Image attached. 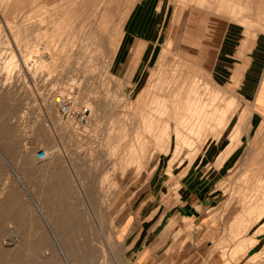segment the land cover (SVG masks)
Here are the masks:
<instances>
[{
    "label": "rangeland",
    "instance_id": "1",
    "mask_svg": "<svg viewBox=\"0 0 264 264\" xmlns=\"http://www.w3.org/2000/svg\"><path fill=\"white\" fill-rule=\"evenodd\" d=\"M154 4L162 13L151 19L156 38L145 17ZM232 20L264 30V0H0V264H116L118 223L166 195L175 193V203L181 182L195 172L211 199L169 220L176 226L162 234L169 263L264 264V225L249 250L262 245L257 262L236 249L259 225L243 231L239 220L252 218L245 195L264 178V122L250 126L251 107L212 70L219 30ZM125 44V53L140 46L123 66ZM189 88L211 108L224 106L225 118L194 121L192 110L181 116L172 95L184 99ZM60 101L90 112L80 121L65 115ZM165 101L169 114L159 112ZM149 108L150 130L142 123ZM198 126L207 131L195 135ZM191 139L193 146L174 156L175 142ZM130 141L137 162L124 153ZM160 141L171 142L168 151ZM42 147L50 156L38 161Z\"/></svg>",
    "mask_w": 264,
    "mask_h": 264
},
{
    "label": "crops",
    "instance_id": "2",
    "mask_svg": "<svg viewBox=\"0 0 264 264\" xmlns=\"http://www.w3.org/2000/svg\"><path fill=\"white\" fill-rule=\"evenodd\" d=\"M148 1L153 4L154 0ZM154 6L155 4L150 7L148 14L145 13L147 14L145 17L150 19V24L146 27L153 37L157 35L158 24L151 19H157L162 15L161 7ZM153 8L156 9L155 12ZM139 46L133 44L129 52L125 53L127 45H123L120 48L118 64L126 65L132 55V47L136 54ZM143 52L144 50L138 58L137 67L143 61ZM153 52L152 48L150 56ZM212 70L217 79L226 83L229 89L243 100V103L251 107L249 125H261L264 122V30H255L238 21H229L224 29L219 30ZM141 77L143 76L139 74L138 81ZM244 138V134H240L241 142L231 151V155L236 154L237 147L243 143ZM212 155V153L204 154L202 159L207 162ZM230 156L224 160L225 165L230 163ZM36 159L45 160L39 158L37 154ZM201 177L198 172H195L190 178L187 177L184 182H181L175 203L172 202L176 196L175 193L166 195L160 201L148 202L134 208L118 223L116 236L120 247V257L116 258V264H170L162 234L166 226H169V220L172 217L178 216L177 214L192 215L199 210L198 206L209 204L211 191L206 192L207 182L201 180ZM28 192L34 193L31 190ZM36 204L38 205L37 202ZM38 207L40 211H43V208L39 205Z\"/></svg>",
    "mask_w": 264,
    "mask_h": 264
},
{
    "label": "bare ground",
    "instance_id": "3",
    "mask_svg": "<svg viewBox=\"0 0 264 264\" xmlns=\"http://www.w3.org/2000/svg\"><path fill=\"white\" fill-rule=\"evenodd\" d=\"M188 9V8H187ZM184 12H186V11H184ZM187 13V12H186ZM186 15V14H185ZM184 15V16H185ZM59 18V17H58ZM27 61V60H26ZM158 79V78H157ZM149 84V83H148ZM151 87V86H150ZM180 87H181V85H180ZM174 89V88H173ZM191 88H189V91L187 92V90H186V99H185V101H184V99H183V97H182V99L181 98H179V96H177V97H174L175 95H172V103H174V105H180L181 106V110H180V113L182 114L181 116H184L188 111H191L192 110V112H194V113H196L195 115H196V118L195 117H193V120L195 121V120H199V119H201V121H205V120H207V119H209V118H217V119H219V121H222L224 118H225V116H226V114H227V109H225L224 108V106L223 107H221V105H220V107L219 106H216V107H210V105H212L211 103H209V101L208 100H205L204 102H202L199 98L197 99L196 97H192V93H191ZM154 92V91H153ZM178 92V91H177ZM181 92H183V91H181ZM185 92V91H184ZM161 95V94H160ZM182 95H183V93H182ZM171 95H168V97H170ZM166 97H167V95H166ZM212 97V96H211ZM164 98V97H163ZM157 100V99H156ZM182 101H184V103H182ZM91 103V102H90ZM169 101H165V105H164V107H162L161 109H159V112H162V113H170V109H169ZM213 103V102H212ZM92 104V103H91ZM163 104V103H162ZM93 105V104H92ZM91 105V106H92ZM147 105H150V102H148L147 103ZM227 107V106H226ZM183 108V109H182ZM145 110H147V109H145ZM145 110H144V112H145ZM143 112V111H142ZM147 112V111H146ZM157 112H158V110H157ZM177 112H179V109H177ZM143 114V113H142ZM161 114V113H160ZM193 114V113H192ZM194 116V115H193ZM192 117V116H191ZM157 120H159V118H157ZM200 121V122H201ZM140 122V121H139ZM152 122H153V116H152V113H151V110H150V108H149V110H148V112L146 113V114H143L142 115V123L144 124V126L145 127H147L149 130L150 129H152L151 127H152ZM161 122V121H160ZM193 122V121H192ZM206 122V121H205ZM164 123V122H163ZM184 123V122H183ZM190 123V122H189ZM154 125V124H153ZM183 125V124H182ZM187 125V124H186ZM185 126V125H184ZM170 127V125L169 124H167V125H163V126H161V129L163 128V129H168ZM173 127V126H172ZM196 127V125H191L190 126V129H194ZM210 127H215V126H210ZM125 130V129H124ZM213 131V129H210V131ZM215 130V129H214ZM156 131V130H155ZM204 131H207V128L206 129H204V127H201V126H198V128H197V130H196V132H195V135H196V133H197V135L199 134H201L202 132H204ZM140 132V131H139ZM209 132V131H208ZM142 133V132H141ZM166 134L168 133V132H165ZM214 133V132H213ZM164 134V133H163ZM161 135V138L164 136V135ZM207 134V133H206ZM215 134V133H214ZM210 135V134H209ZM157 136V135H156ZM160 136V135H159ZM167 136H169L170 137V135H168L167 134ZM206 136V135H205ZM236 136V135H235ZM177 137H180V138H184V139H188V138H191L192 136L190 135V134H185V133H182V132H177ZM202 137V136H201ZM145 138V137H144ZM156 138V137H155ZM199 138V137H198ZM159 140H160V138H159ZM145 141V140H144ZM193 141V139H191V140H183V141H177V142H175V148H174V156H176V155H178V154H181L180 152H182V149H183V147L185 146V144H190V143H193L192 142ZM196 141H198V140H196ZM202 141V140H201ZM204 141H206V140H204ZM131 142V141H130ZM126 143V142H125ZM143 143H145V142H143ZM159 144V149L161 148L162 150H167L168 151V149H169V146L171 145V142L170 141H160V142H158ZM194 143H195V141H194ZM127 144V143H126ZM157 144V143H156ZM141 145V144H140ZM190 145H192V144H190ZM143 147H144V145H142ZM193 146V145H192ZM262 146H264L263 144H262ZM140 147V146H139ZM227 147V146H226ZM137 148V147H136ZM136 148H135V143L133 144L132 142L131 143H129L127 146H126V148H125V152L124 153H126V151L130 154L129 156L130 157H137V150H136ZM156 148V147H155ZM190 148V147H189ZM199 148V147H198ZM264 148V147H263ZM110 149V148H109ZM157 150V149H156ZM161 150V151H162ZM263 151V150H262ZM142 152V151H141ZM153 152V151H152ZM189 152V151H188ZM194 152H196L195 150H194ZM193 152V153H194ZM264 152V151H263ZM123 153V152H122ZM122 153H121V155H122ZM150 153H151V151H150ZM193 153H191V154H193ZM143 154V153H142ZM189 154V153H188ZM139 155V154H138ZM194 155V154H193ZM197 155V154H196ZM125 156V155H124ZM128 156V154H126V157ZM180 156V155H179ZM189 156H190V154H189ZM134 157V159H135V161H136V158ZM129 158V157H128ZM138 158V157H137ZM142 158V157H141ZM122 159V158H121ZM124 159V158H123ZM126 159V158H125ZM132 159V158H131ZM185 159V158H184ZM139 160V159H138ZM126 161H127V159H126ZM125 161V162H126ZM131 161V160H130ZM133 161V160H132ZM141 161V160H140ZM191 161H192V159H191ZM244 161V160H243ZM116 162V161H115ZM124 162V161H123ZM137 162V161H136ZM122 163V162H121ZM135 163V162H134ZM142 163V162H141ZM140 162H139V164H141ZM223 163V162H222ZM124 163H122L121 165H123ZM128 164V163H127ZM116 165V164H115ZM114 165V166H115ZM124 166V165H123ZM140 166H143V164L142 165H140ZM145 166V165H144ZM219 166V165H218ZM127 167L128 166H126V169H127ZM187 167V166H186ZM263 167V166H262ZM119 168H121V167H119ZM138 168H139V166H138ZM140 168H142V167H140ZM253 168V167H252ZM257 168H259V167H257ZM125 168H123L122 170H126ZM153 169V168H152ZM243 169V168H242ZM250 169H251V167H250ZM261 169V168H260ZM140 170V169H139ZM152 171H155V170H152ZM250 171V170H249ZM231 173V172H230ZM249 173V172H248ZM153 174V173H152ZM170 174H171V172H170ZM236 174V173H235ZM245 174H247V173H245ZM244 174V175H245ZM173 175V174H172ZM250 175V174H249ZM264 175V174H263ZM248 176V175H247ZM257 176H258V174H257ZM236 177V176H235ZM254 177V176H253ZM252 177V178H253ZM263 177V176H262ZM262 177H260L259 176V178H257L255 181H256V185L254 186V188H253V191L251 192V194H249V195H245L246 197H245V199H244V209L246 210V211H248V213L250 214L249 216H252V218L251 217H249V218H251L250 220H248V221H244V217H243V215L242 214H244V212H242V214H240V216L242 215V219H238V215H237V219L239 220V225L241 224L242 225V229H240V230H243V231H246V230H249L250 228H252L256 223H259V225L254 229V231H253V233L252 234H250L249 236H246V237H244L242 240H240L238 243H237V245H236V249H245L248 253H249V250L252 248V247H254L260 240H261V238H256L258 235H260L261 234V232L263 231V225H264V178H262ZM245 177H243V179H244ZM251 178V177H250ZM255 178H256V176H255ZM180 179V178H179ZM179 179H177V180H179ZM242 179V178H241ZM176 180V181H177ZM247 182L250 180L248 177H246V179H245ZM254 180V179H253ZM253 180H252V183H253ZM228 181V180H227ZM175 182V181H174ZM236 182V181H235ZM242 182V181H241ZM221 183V182H220ZM227 183V182H226ZM246 183V182H245ZM255 183V182H254ZM232 184V183H231ZM237 184V183H236ZM242 184V183H241ZM240 184V185H241ZM244 184V183H243ZM247 184V183H246ZM234 186H236V185H234ZM238 186V185H237ZM247 186V185H246ZM239 188H241V187H239ZM246 188V187H245ZM245 188H243V189H245ZM227 190V189H226ZM235 190V189H234ZM233 190V191H234ZM240 191H241V189H239ZM249 190V189H248ZM247 190V191H248ZM236 191V190H235ZM245 191V190H244ZM237 192H239V191H237ZM243 192V191H242ZM234 193V192H233ZM230 194V193H229ZM232 194V193H231ZM239 194V193H238ZM241 194V193H240ZM237 195V193L235 194V196ZM238 196V195H237ZM236 196V197H237ZM240 196V195H239ZM243 196V195H242ZM228 197V196H227ZM236 197L234 198L235 200H236ZM241 197V196H240ZM239 197V198H240ZM229 198V197H228ZM232 198V197H231ZM232 200V201H234V202H236V201H239V200ZM229 203H230V201H229ZM228 203V204H229ZM243 203V202H242ZM231 204V203H230ZM230 204H229V206H230ZM240 206V205H239ZM220 208V207H219ZM243 208V207H242ZM241 209V208H240ZM42 210V209H41ZM243 210V209H242ZM240 211V210H239ZM238 211V212H239ZM234 217H235V215H234ZM240 218V217H239ZM246 218H247V216H246ZM236 220V219H235ZM232 222H233V220H232ZM235 222H237V221H235ZM231 224V223H230ZM233 224H234V222H233ZM238 225V226H239ZM233 226V225H232ZM236 226H237V224H236ZM241 227V226H240ZM239 227V228H240ZM233 228H234V226H233ZM241 235V234H240ZM60 244V243H59ZM60 247H61V245H60ZM61 248H63V247H61ZM63 250V249H62ZM262 250H263V247H262V245L258 248V249H256L254 252H252V253H249V255H250V257H251V259L253 260V261H256L257 262V259H258V256L261 254V252H262ZM241 251V250H240Z\"/></svg>",
    "mask_w": 264,
    "mask_h": 264
},
{
    "label": "built area",
    "instance_id": "4",
    "mask_svg": "<svg viewBox=\"0 0 264 264\" xmlns=\"http://www.w3.org/2000/svg\"><path fill=\"white\" fill-rule=\"evenodd\" d=\"M60 107L65 115H75V117L80 121H84L90 112V107L88 105L82 106L79 109H74L73 105L68 101H60ZM37 155L41 159H47L50 156L49 152L45 148H41Z\"/></svg>",
    "mask_w": 264,
    "mask_h": 264
}]
</instances>
